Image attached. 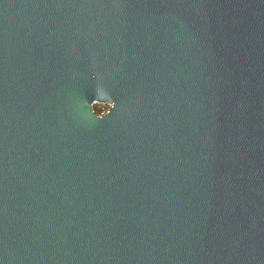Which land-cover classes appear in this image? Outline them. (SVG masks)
I'll list each match as a JSON object with an SVG mask.
<instances>
[{"label":"water","instance_id":"1","mask_svg":"<svg viewBox=\"0 0 264 264\" xmlns=\"http://www.w3.org/2000/svg\"><path fill=\"white\" fill-rule=\"evenodd\" d=\"M0 264H264V0H0Z\"/></svg>","mask_w":264,"mask_h":264},{"label":"rangeland","instance_id":"2","mask_svg":"<svg viewBox=\"0 0 264 264\" xmlns=\"http://www.w3.org/2000/svg\"><path fill=\"white\" fill-rule=\"evenodd\" d=\"M93 106L96 110H99L102 113L108 110L110 104L108 102H96Z\"/></svg>","mask_w":264,"mask_h":264},{"label":"trees","instance_id":"3","mask_svg":"<svg viewBox=\"0 0 264 264\" xmlns=\"http://www.w3.org/2000/svg\"><path fill=\"white\" fill-rule=\"evenodd\" d=\"M95 110H96V109H95ZM96 112L101 113V111H99V110H96Z\"/></svg>","mask_w":264,"mask_h":264},{"label":"clouds","instance_id":"4","mask_svg":"<svg viewBox=\"0 0 264 264\" xmlns=\"http://www.w3.org/2000/svg\"><path fill=\"white\" fill-rule=\"evenodd\" d=\"M112 103H113V107L115 106V104H114V102L112 101Z\"/></svg>","mask_w":264,"mask_h":264},{"label":"built area","instance_id":"5","mask_svg":"<svg viewBox=\"0 0 264 264\" xmlns=\"http://www.w3.org/2000/svg\"><path fill=\"white\" fill-rule=\"evenodd\" d=\"M102 113H104V112H102Z\"/></svg>","mask_w":264,"mask_h":264}]
</instances>
